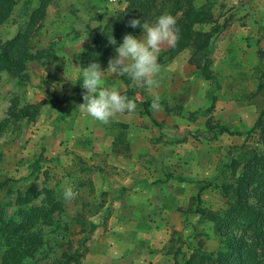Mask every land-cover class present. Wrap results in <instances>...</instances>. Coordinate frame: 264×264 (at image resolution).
Listing matches in <instances>:
<instances>
[{
    "label": "crops",
    "instance_id": "1",
    "mask_svg": "<svg viewBox=\"0 0 264 264\" xmlns=\"http://www.w3.org/2000/svg\"><path fill=\"white\" fill-rule=\"evenodd\" d=\"M206 1L195 0V4L200 7ZM241 1L257 5V20L222 27V46L249 48L260 54L261 50L264 52V23L256 21L264 17V0ZM91 4H97L98 10L115 13L125 7L126 0H91ZM67 36L59 41V53L67 48L69 54L58 53L48 66L61 65L65 72L61 88L54 87V80L53 87L38 81L21 96L19 107L37 103L49 94L54 98L30 120L33 130L26 139L33 143L21 144L22 152L15 156L18 163L30 160L31 164L45 151L53 176L80 195L88 190L89 200L99 207L89 217L93 242L82 264H183L188 248L181 240L186 239V233L200 219L197 207L211 193V186L205 184L215 177L216 173L212 175L211 171L225 163L232 144L241 145L246 139L243 135L217 134L209 130V125L221 123L231 131L243 133L256 122L259 108L249 101L236 102L224 97L212 105L209 97L215 92L209 85L214 80L198 74L189 63V50L171 57L168 51L174 45L164 44L157 53L159 91L145 89L146 96H142L129 79L105 74L102 86L115 87L121 93L129 91L127 97L135 101L137 109L131 115L118 114L107 124L94 121L78 109L83 103V68L89 66H81L79 61L89 41L73 43ZM142 36L143 32L136 35ZM262 58V70L256 73L258 80L264 73ZM32 62L38 66L42 63ZM76 63L80 70L76 86L81 93L67 97L80 99L58 102L56 98H66L62 97L67 93L64 86L72 79L67 65ZM107 67L108 63L101 65L102 70ZM253 70L247 68L225 77L237 76L241 81L252 78ZM188 87L186 93L191 98L187 102L181 96ZM228 88L232 92V85ZM156 97L160 108L153 110L151 105Z\"/></svg>",
    "mask_w": 264,
    "mask_h": 264
},
{
    "label": "trees",
    "instance_id": "2",
    "mask_svg": "<svg viewBox=\"0 0 264 264\" xmlns=\"http://www.w3.org/2000/svg\"><path fill=\"white\" fill-rule=\"evenodd\" d=\"M19 1L0 0V27L8 23ZM214 1L207 0L198 7L195 0H126L124 8L93 29L94 37L80 62L100 63L113 56L114 47L123 42L126 34L135 36L143 32L142 28L128 27L129 20L154 23L160 15L170 14L177 21L179 38L168 53L174 57L189 50V63L196 67L198 74L214 80V43L222 27L227 26V21L216 25ZM52 2L40 0L39 5L32 7L26 25L9 39L0 37V81L3 73L26 81L29 63L53 59L55 41L73 31V21L67 18L66 11L58 9L50 13ZM203 25H212V28L204 30ZM111 35L117 45L108 43ZM123 79L127 80L126 76ZM258 89H264L263 79L259 80ZM122 94L127 96L130 92ZM53 98L49 94L23 107L13 103L7 117L0 122V134L10 121L32 120ZM79 99L71 96L56 98V101ZM209 130L217 134L245 135L246 139L229 149L216 177L205 183L220 189L225 205L213 210L203 207L200 200L197 207L200 219L212 224L219 239L217 249H204L202 243L190 245L183 264H264V107L246 133L231 131L221 123L209 125ZM30 166V171L19 179L0 176V264H82L90 250L87 242L91 237L89 234L74 240L72 226L80 224L82 232H87L89 221L84 219L87 216L84 211L90 215L97 206L92 200L82 203L81 213L67 219L59 189L49 184V171L43 169L38 159Z\"/></svg>",
    "mask_w": 264,
    "mask_h": 264
},
{
    "label": "rangeland",
    "instance_id": "3",
    "mask_svg": "<svg viewBox=\"0 0 264 264\" xmlns=\"http://www.w3.org/2000/svg\"><path fill=\"white\" fill-rule=\"evenodd\" d=\"M110 1H116V0H110ZM214 13L215 16L218 17V23L216 25H222L227 21V26L236 23V24H251L255 19V11L257 9L256 4H251L247 1L246 3H243L241 0H215L214 1ZM40 0H20L19 3L16 5V9L13 13V16L10 18L8 23H5L0 27V37L2 39H9L13 37L21 28L23 25H26L31 9L34 6L39 5ZM58 9H61L62 11H66L68 13L67 18L70 21H73V31L67 36L68 39L71 40V42H77L81 39L88 40L89 43H91L94 32L93 29L98 26L99 23L106 22V20L112 16L114 13L111 11H105V10H98L97 4H95V7L92 6L91 0H54V2L51 3L49 10L51 14H54ZM118 11V10H117ZM104 13V14H103ZM107 13V15H105ZM105 16V17H104ZM260 20L256 22L264 23V17L260 18ZM204 30H209L212 28V25H203L201 27ZM222 33H219L216 36L215 43H214V50L212 53L213 61H214V73H215V79L214 83L209 85V89H214L215 94H211L209 97V102L214 105L218 100L222 99L223 97L226 99H230L231 101H249V103L255 104L259 108V113L264 107V89L259 90L258 89V82L260 79H263V76L258 80V74L259 70H262V61L264 57V52L261 50L259 53H254L249 48L239 47L236 48H230L227 45L224 48L222 46L223 40L221 38ZM136 37V35H135ZM137 38V37H136ZM141 37H138L137 39H140ZM222 39V40H221ZM61 41V38L57 39L54 43V53L55 56L53 59L45 60L44 63L42 62L39 66L36 65L33 62L29 63L28 66V78L26 81H20L19 78H13L9 76L7 73H3V77L0 81V122L7 117L9 113L10 107L13 105V103H17L18 107L21 105L20 100L22 99V95H25L27 91V87L30 85L35 86L38 81L40 82H47L51 87L54 86L53 80L56 81V84L54 87H60L62 82V78H64L63 73H65L62 70L61 65L56 66L55 63L50 64L49 62H53L58 57V53L60 49L59 45H62L59 43ZM228 44V43H227ZM238 44V43H237ZM117 47V46H116ZM226 51V52H225ZM63 53H68L69 51L67 48H65ZM59 53L60 55L62 54ZM113 56L116 55L115 47L113 49ZM241 52H243L242 58L240 57ZM189 53V52H188ZM112 57H108L106 60H103L100 62V65H105L108 63L109 59ZM82 58V57H81ZM81 61V60H80ZM79 61V64H81ZM241 61V63H240ZM259 61H261L259 63ZM69 68L66 69L68 71L67 74H70L72 79L68 80L67 86H64V89L67 90V93L62 97H67L68 95L76 92L77 95L81 93V89H77V83L76 80L77 77H79V66L78 64H71L67 65ZM81 66H87L86 64H81ZM53 67V68H52ZM251 68L253 70L254 76L252 78L245 80L242 78L240 81L237 79V76H230L225 77V75H234L236 72H240L243 69ZM54 69V70H52ZM258 69V70H257ZM256 70L258 72H256ZM67 77V76H66ZM128 80V78L126 77ZM264 80V79H263ZM131 81V80H130ZM232 85V92L230 89L231 96L228 95L230 85ZM197 86V85H196ZM216 87V88H215ZM138 92L144 96V91L146 88L137 87ZM189 87L184 90V93L181 97H184L185 100L188 102L191 97H188L187 91ZM243 89L247 92H243ZM155 92L159 91V87L153 89ZM26 91V92H25ZM36 93V92H35ZM196 93L199 94L198 90H196ZM185 94V95H184ZM196 94V95H197ZM187 95V96H186ZM228 95V96H227ZM146 96V95H145ZM31 100V99H28ZM24 100V101H28ZM35 129V128H34ZM33 130L32 122L25 121V120H19L17 122L10 121L8 123V126L5 128V130L0 134V176L2 178H5L7 176H13V177H20L25 173V171H30L31 164L28 163V161L24 163H18V157H15L18 155L21 151L19 148L23 142L26 141V146L28 143H33L31 141H28L26 139L27 136L30 135L31 131ZM249 130V128L247 129ZM243 133H246L244 131ZM245 136V135H243ZM246 137V136H245ZM252 141H255L254 138L251 139ZM234 144H232L233 146ZM27 149V148H26ZM226 151V150H224ZM25 152V151H23ZM47 153V152H46ZM47 155V154H46ZM45 155V151L39 158L41 165L45 167L46 171H49L50 173V179L49 184L51 186L57 187L59 189L61 198L64 201L65 209L67 215V219H73V217L77 216L78 213H81L82 210V203H87L89 201V195L88 190L83 195H76L74 199L71 201H66L63 198V190L66 187V183L59 182L56 177L53 176L52 172L48 169L49 165H47V156ZM227 158V155H226ZM32 159V158H31ZM35 158H33L34 160ZM18 167V168H17ZM26 167V168H25ZM218 169L216 171H211L212 175L215 173V177L218 174ZM16 171H21L20 173H17ZM211 175V176H212ZM44 180V177L42 175L41 181ZM222 181L220 180V183ZM216 183V180L214 181ZM88 189V187H87ZM82 197V198H81ZM225 205V199L222 196V193L220 189L213 185L211 186V193L206 196V199L202 201V206L206 208H210L213 210H217ZM97 207L92 208V212L90 215L95 214ZM87 210V208H86ZM86 212L87 216L84 218L87 221H89V212ZM196 221V219H194ZM87 232H82L80 224L75 223L72 226V238L74 240L81 239L84 236L89 235V227H91V224H87ZM91 239L87 242V245H91L92 240V234L89 235ZM186 239L184 237L183 244L185 247L188 248V246H198V244L202 243V246L204 249L207 250H215L218 247L219 239L215 234V231L212 227V224L209 221H204L203 219H199L196 223L192 225V228L189 229L188 233H186ZM184 247V248H185ZM186 248V250H187Z\"/></svg>",
    "mask_w": 264,
    "mask_h": 264
},
{
    "label": "clouds",
    "instance_id": "4",
    "mask_svg": "<svg viewBox=\"0 0 264 264\" xmlns=\"http://www.w3.org/2000/svg\"><path fill=\"white\" fill-rule=\"evenodd\" d=\"M177 21L170 14L160 15L154 23L131 19L128 27L142 28L143 36L137 39L132 34H126L123 42L115 47L116 55L109 59L108 67L102 70L100 63L93 62L83 68L82 88L83 103L78 106L81 113H86L94 121L107 124L118 114H133L137 105L115 87H103L105 74L127 77L134 86L151 91L159 87L156 78L160 73L157 53L164 44L174 45L178 41ZM110 45H117L114 36H108ZM151 108H160L159 98L153 99ZM77 193L71 186L63 190V198L71 201Z\"/></svg>",
    "mask_w": 264,
    "mask_h": 264
}]
</instances>
